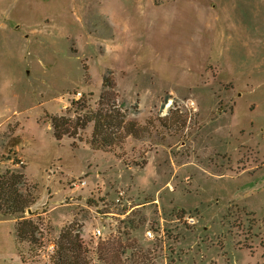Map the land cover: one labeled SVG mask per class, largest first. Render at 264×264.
<instances>
[{
    "label": "rangeland",
    "instance_id": "1",
    "mask_svg": "<svg viewBox=\"0 0 264 264\" xmlns=\"http://www.w3.org/2000/svg\"><path fill=\"white\" fill-rule=\"evenodd\" d=\"M176 1L0 0V172L37 196L23 217L0 211V264H53L70 223L92 264L116 239L131 243L123 264H264V0H203L217 12L206 61L195 41L178 58L152 44ZM105 76L137 136L96 149L91 121L57 139L52 117L98 110Z\"/></svg>",
    "mask_w": 264,
    "mask_h": 264
},
{
    "label": "trees",
    "instance_id": "2",
    "mask_svg": "<svg viewBox=\"0 0 264 264\" xmlns=\"http://www.w3.org/2000/svg\"><path fill=\"white\" fill-rule=\"evenodd\" d=\"M103 85L98 110L80 118L76 124L71 123V119L66 116L52 117L57 139H61L65 134L75 135L79 127H86L91 121L94 122L91 144L96 149L110 150L119 145L127 135L137 136L140 125L134 119L127 118L121 105L117 104L114 80L105 76ZM33 188L24 172L9 167L0 172V211L23 217L27 208L36 202L37 196L33 193ZM16 231L20 240L38 242V225L34 220L18 219ZM130 247L131 243L126 244L119 239L107 240L98 247L99 257L109 264H123L120 254L126 253ZM51 260L53 264H92L89 248L75 223L65 225L61 229ZM150 262L151 256L136 252L131 264H152Z\"/></svg>",
    "mask_w": 264,
    "mask_h": 264
},
{
    "label": "crops",
    "instance_id": "3",
    "mask_svg": "<svg viewBox=\"0 0 264 264\" xmlns=\"http://www.w3.org/2000/svg\"><path fill=\"white\" fill-rule=\"evenodd\" d=\"M186 1L189 2V6L184 5V3H187ZM173 4L176 5V8L174 7L172 11L166 9V12H168L167 16L160 19V16H158L159 14L156 15V21L154 22L163 23L161 24V33L158 34L159 37L157 38L156 36H154L152 38V44L154 46H157V49L163 56H167L169 51L174 50V54L171 56V58H178V56L182 52V49H193L194 47H196L193 44V41H195L198 43V47L200 48L199 50H201L202 59L206 61L212 49L211 46L214 35L212 23L217 18V12L215 8L206 5L205 1L203 0H177L176 3ZM179 6L181 7L178 9ZM185 6L187 7L186 9ZM156 8L157 7L153 8L154 13L155 11H157ZM196 8L198 12L195 17H192ZM184 10L190 11V14H186ZM175 18L178 21L176 22L174 27L171 24L168 25ZM186 19L190 23L192 21L197 29L192 30V27H187L188 24L185 22ZM165 41L169 44L174 45L171 46L170 50L167 53L166 50L162 47V43ZM168 41H170L171 43ZM197 54L199 55V52Z\"/></svg>",
    "mask_w": 264,
    "mask_h": 264
},
{
    "label": "built area",
    "instance_id": "4",
    "mask_svg": "<svg viewBox=\"0 0 264 264\" xmlns=\"http://www.w3.org/2000/svg\"><path fill=\"white\" fill-rule=\"evenodd\" d=\"M84 184H85V181H78V182H75L74 183V186L81 187V185H84ZM190 220L191 221H194L195 219L194 218H190ZM93 233H94V236L100 237L101 234H102V230H101L100 227H98V228H95L94 229V232ZM149 234L152 235V231L151 230L149 231Z\"/></svg>",
    "mask_w": 264,
    "mask_h": 264
}]
</instances>
